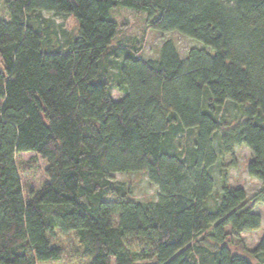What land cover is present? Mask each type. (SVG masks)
I'll return each mask as SVG.
<instances>
[{
    "label": "trees",
    "instance_id": "trees-1",
    "mask_svg": "<svg viewBox=\"0 0 264 264\" xmlns=\"http://www.w3.org/2000/svg\"><path fill=\"white\" fill-rule=\"evenodd\" d=\"M3 6L0 264H264V235L246 254L234 249L260 227L254 206L264 204V0ZM115 6L203 46L181 56L165 39L158 57L143 59L137 47L113 44ZM44 11L72 14L76 31L61 39ZM106 60L116 65L111 79ZM239 146L260 181L250 195L227 183L225 169L219 181L213 174ZM17 152L47 163V180L27 199ZM139 171L156 198L134 200L111 177Z\"/></svg>",
    "mask_w": 264,
    "mask_h": 264
},
{
    "label": "rangeland",
    "instance_id": "rangeland-1",
    "mask_svg": "<svg viewBox=\"0 0 264 264\" xmlns=\"http://www.w3.org/2000/svg\"><path fill=\"white\" fill-rule=\"evenodd\" d=\"M0 17H7L6 10L3 6V0H0ZM42 17L49 20L51 29L58 28V35L61 39L64 35H71L76 31V20L72 14H57L48 11L42 12ZM109 17L118 23V31L113 39V44L137 47L138 56L143 59L156 58L159 54V48L165 39H171L175 44L179 54L183 56L186 51L192 47H202L203 43L195 38L181 35L176 31H161L151 28L146 22V14L125 6H115L109 11ZM65 32V33H64ZM120 51L116 53V60H119ZM104 69L107 70L111 79L115 74L116 65L110 64L108 60L104 63ZM114 98H119V93L112 90ZM231 109V107L229 108ZM250 149L246 146L235 147L233 156H225L223 158L224 166H214L213 174L219 181L220 172L225 169L226 181L233 186L243 187L247 194L250 195L260 187V181L249 176L247 173V162L250 158ZM15 164L18 170L20 182L23 188V196L25 199L31 190L39 188L43 182L47 180L45 168L46 161L34 152H17L14 155ZM111 177L122 182L126 187L132 190L131 198L134 200H150L157 196L158 188L149 181L145 172H113ZM219 185H215V190L219 189ZM106 199H113V195H106ZM254 211L261 217L260 227L253 231H245L241 233L239 239H234L239 244L235 246L237 251L247 253L245 249H251L264 235V204L256 203ZM245 248V249H244Z\"/></svg>",
    "mask_w": 264,
    "mask_h": 264
}]
</instances>
